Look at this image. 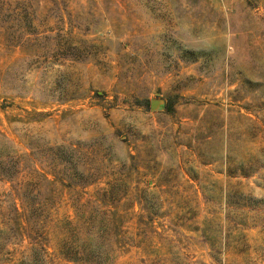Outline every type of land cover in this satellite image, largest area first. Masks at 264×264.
I'll return each mask as SVG.
<instances>
[{"label":"rangeland","instance_id":"1","mask_svg":"<svg viewBox=\"0 0 264 264\" xmlns=\"http://www.w3.org/2000/svg\"><path fill=\"white\" fill-rule=\"evenodd\" d=\"M0 264H264V0H0Z\"/></svg>","mask_w":264,"mask_h":264},{"label":"trees","instance_id":"2","mask_svg":"<svg viewBox=\"0 0 264 264\" xmlns=\"http://www.w3.org/2000/svg\"><path fill=\"white\" fill-rule=\"evenodd\" d=\"M144 104H147L146 103V101L144 102ZM38 220V223L41 225L42 223H43V219H42V217H39V218H37ZM27 223H29V221L27 222Z\"/></svg>","mask_w":264,"mask_h":264},{"label":"water","instance_id":"3","mask_svg":"<svg viewBox=\"0 0 264 264\" xmlns=\"http://www.w3.org/2000/svg\"><path fill=\"white\" fill-rule=\"evenodd\" d=\"M156 103H160L159 101H152L151 108L154 109L156 107Z\"/></svg>","mask_w":264,"mask_h":264}]
</instances>
